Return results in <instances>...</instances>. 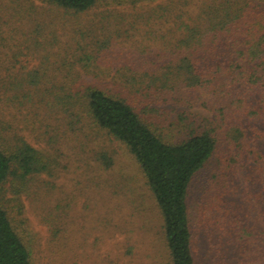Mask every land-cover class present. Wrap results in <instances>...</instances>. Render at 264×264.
<instances>
[{
    "label": "trees",
    "instance_id": "1",
    "mask_svg": "<svg viewBox=\"0 0 264 264\" xmlns=\"http://www.w3.org/2000/svg\"><path fill=\"white\" fill-rule=\"evenodd\" d=\"M152 1L0 0V100L3 107L13 106L28 115L43 112L48 121L55 116L79 141L88 137L87 128L123 144L140 166L161 212L171 264H199L190 204L194 178L214 159L226 168L237 161L244 166L251 160L264 162L256 139L249 136L254 129L251 120L264 119V0L193 4L187 0L175 11L155 12L165 23L145 22L152 28L142 33V40L151 44L140 40L139 52L117 62L113 74L110 67L98 65L107 58L103 50L110 41H99L108 38V29L112 31L108 22L99 38L96 26H82L78 20L69 26L65 21L62 29L65 36L70 33L66 46L56 52L45 46L47 55L36 67L17 68L23 54L15 50L14 42L20 43L26 35L27 23L46 25L34 12L37 4L45 13L79 14L96 7H136ZM163 25L168 30L153 28ZM91 75L93 79H86ZM107 75H112L114 89L104 82ZM2 121L0 264H33L6 206V193L20 195L30 177L45 166L28 142L9 141ZM96 161L100 169L112 165L108 154ZM234 192L230 189L203 200L197 214L201 223L212 224L214 259L217 264H264V205L255 203L260 195L247 189L240 203L229 205L227 198L232 199ZM257 206L261 211L253 214Z\"/></svg>",
    "mask_w": 264,
    "mask_h": 264
},
{
    "label": "rangeland",
    "instance_id": "2",
    "mask_svg": "<svg viewBox=\"0 0 264 264\" xmlns=\"http://www.w3.org/2000/svg\"><path fill=\"white\" fill-rule=\"evenodd\" d=\"M186 1L154 0L136 7L120 8L109 5L79 14L45 13L37 4L34 12L40 13L39 17L46 25L40 28L35 24L37 30L35 25L27 23L26 35L18 40L20 43L14 42L18 44L15 50L18 48L23 54L17 68L23 66L30 70L36 67L46 54L45 46L54 48L53 52L66 46L70 33L65 36L64 22L69 21L70 26L78 20L82 26H96L99 29L97 36L106 33L102 26L108 22L112 31L108 29V38L99 41H110L103 50V56L107 58L100 59L98 65L110 67L113 74L117 62L127 54L139 52L140 40L145 42L144 45L151 44L146 38L142 40L145 37L142 33L152 28L145 22L165 23L164 20L158 21V15L154 13H162L165 8L175 11ZM200 1L189 0L187 4ZM133 20L135 22L130 29L129 24ZM155 27L168 30L166 25ZM125 28L127 32H124ZM54 37L58 38V44ZM61 52L65 54L64 50ZM107 76L110 77H106L104 82L114 89L112 75ZM86 79H93L92 75ZM23 111L13 106L3 107L0 100V118L9 141L22 138L28 142L38 151L45 166L30 177L20 195L13 194L11 190L6 193V206L31 252L33 264H171L161 212L140 166L128 149L104 133L87 128L88 137L82 136V141H79L72 130L55 116L48 121L43 112L36 116ZM251 123L254 129L249 130V136L256 139L264 154V119H252ZM103 154L112 158L109 169H100L96 161V157ZM218 162L212 160L194 178L190 188L194 252L199 264H217L211 248L212 224L204 225L197 217L203 200H213L222 192L234 189L233 198H227L229 205H234L241 202L243 192L248 189L260 195L255 203L264 205V162L255 164L251 160L244 166L237 161L228 166L230 168ZM254 166L259 167L254 169ZM246 176L258 178V181L252 183ZM225 181L227 186L222 183ZM15 203H19L21 211ZM258 207L253 214L260 213Z\"/></svg>",
    "mask_w": 264,
    "mask_h": 264
}]
</instances>
